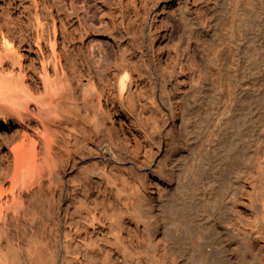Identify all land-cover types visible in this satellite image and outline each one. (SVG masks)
I'll return each instance as SVG.
<instances>
[{
  "label": "bare ground",
  "instance_id": "1",
  "mask_svg": "<svg viewBox=\"0 0 264 264\" xmlns=\"http://www.w3.org/2000/svg\"><path fill=\"white\" fill-rule=\"evenodd\" d=\"M178 2L184 49L124 10L95 53L87 11L0 0V264H264V0Z\"/></svg>",
  "mask_w": 264,
  "mask_h": 264
},
{
  "label": "rangeland",
  "instance_id": "2",
  "mask_svg": "<svg viewBox=\"0 0 264 264\" xmlns=\"http://www.w3.org/2000/svg\"><path fill=\"white\" fill-rule=\"evenodd\" d=\"M144 1H145V6L140 0H132L131 6L129 8L126 3L122 2V0H86V3H79L74 8L72 6V4L70 3L71 0H65L66 6H62V9L59 10V14H58V10L55 6H54V12H55V15L58 14L56 16L57 19H59L58 16L60 14H63L64 16L67 15L68 17L66 16L67 19L65 21H67L70 18L73 20L74 25L75 26L77 25V27H78L79 26V20L83 17V12L87 11V16H86L87 24L89 25V27H91L90 28L91 35L96 39L94 42L95 53H98V51H100L101 47L104 46V44H107L108 41H110V39H109L110 33H112L116 36H121L123 34V32H122L123 27H122L121 22H122V18L124 16V14H122V11H124V10H126V11L130 10L127 14V17H133V18L136 17L137 21L142 20V24H143L142 27L145 28L144 29L145 30V32H144L145 37H147V34H148L147 31L149 30V28H153L160 33L158 38L155 39V47L157 48V52H158V48L160 47V45L168 46V44H170V45L172 44L171 41L173 42V40H170V38H172L171 35H173L172 31H175L174 36H173L175 38L174 41H177V43L179 45H181V49L182 48L184 49L185 47H187L188 41H189L188 40L189 30L181 22V19L179 16L180 7H179L178 0H144ZM220 2H221V0H196V1L192 0L191 7H192L194 13H198L203 27H205L208 30H210L212 27V19L210 17L209 12H207V11L209 9L216 8L220 4ZM55 8H56V10H55ZM201 8L204 9L203 13L200 12ZM0 9H1V5H0ZM16 10H17L16 8H12V13L14 15H17V13H18V12H16ZM138 10H139L140 16H135ZM64 13H66V14H64ZM60 23L61 22L59 19L58 24H60ZM138 24L141 26V22L137 23V25ZM51 31L53 32L52 27H51ZM15 32L16 31H14L13 33L16 34ZM60 32H61V29L59 27V33ZM166 32H167V35L163 36L164 35L163 33H166ZM169 35L171 37H167ZM165 41H168V42H166L167 44H164ZM169 41H170V43H169ZM158 42H160V43H158ZM195 43H194V47H196V49L199 52H201L200 48L197 47V45ZM148 45H149V41H148ZM148 48H149V53L152 57L154 52H152V50L150 49V46ZM166 58H167V56H166ZM200 59H201L200 63L202 64L201 65L202 74H201V77L198 78V80H199V83L201 82L200 85L202 86V85H204L203 81L208 79V75L206 74V70L204 68V58H203L202 54L200 55ZM199 83L197 84L198 86L196 85V87H195V89H197L196 91H198V92L200 91V87H201L199 85ZM210 92L213 93L212 88L210 89ZM165 107L170 109L169 104H168V106L165 104ZM117 120H118V118H116V116H114V118H113V120H111V122L114 123V121H115V123L114 124L111 123V125H114V127H115V125L117 127H118V125L120 126V122H119V120L118 121ZM176 123L177 124H174L173 120L169 119L166 122V124L164 125V128L168 129V128H171L173 125H176V127H177L176 129H178L181 132L182 126L180 124V121H177ZM13 132H14V129L9 131V134L3 133L6 136H4L3 134L1 135L2 137H4L5 143L0 146L1 147L0 148V159H1L0 164H3L4 166H6V167H4V166L2 167V170L6 169L5 170L6 172H8V171L11 172V169L9 167H7V156H6L10 153V151H9L10 146H11L12 142L14 144V143H17L18 141H20L19 138L16 140L11 139L12 140L11 141L10 137H7L8 135L13 134ZM140 134H143V133L141 132ZM6 142H8V143H6ZM97 159H100V158H97ZM77 171L79 173V169H77L76 172ZM2 183L0 184V186L2 187V188L0 187L2 190V193L4 191L9 193L11 188H12V186H11L12 183L10 181H2ZM1 190H0V193H1ZM6 192H4V193H6ZM13 221H14L13 224H16L15 220H13ZM14 227H16V225H14ZM22 259H23L22 261H25L24 257H22Z\"/></svg>",
  "mask_w": 264,
  "mask_h": 264
}]
</instances>
